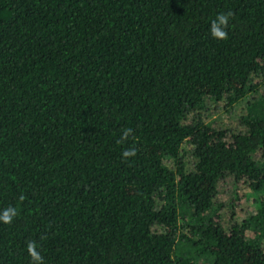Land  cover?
I'll list each match as a JSON object with an SVG mask.
<instances>
[{
	"label": "trees",
	"instance_id": "obj_1",
	"mask_svg": "<svg viewBox=\"0 0 264 264\" xmlns=\"http://www.w3.org/2000/svg\"><path fill=\"white\" fill-rule=\"evenodd\" d=\"M261 86L264 0H0V264H264Z\"/></svg>",
	"mask_w": 264,
	"mask_h": 264
},
{
	"label": "rangeland",
	"instance_id": "obj_2",
	"mask_svg": "<svg viewBox=\"0 0 264 264\" xmlns=\"http://www.w3.org/2000/svg\"><path fill=\"white\" fill-rule=\"evenodd\" d=\"M257 95H260L261 97L264 96V86H261L258 92L253 93L252 97L255 98ZM259 96V97H260ZM249 100L252 99L251 95L248 96ZM248 100H243L240 103L234 105L232 108L227 107L224 108L221 107L218 104H215L211 102L210 100L206 99L205 103L206 106L209 108L208 113H210V120H213V127L220 128V127H226L228 129L234 130L237 126V123L239 122V119L241 116L245 115L247 113V105ZM230 108V109H229ZM232 178L228 177L229 184H223L219 194L217 195V198L219 201L223 204L222 210H228L231 206L229 205V202L232 201V204L234 205V209L243 214L244 209L251 211L253 209L252 205L249 203V197L248 196H241L244 192L243 189L237 188L236 192H232ZM233 198V199H232ZM243 210V211H242Z\"/></svg>",
	"mask_w": 264,
	"mask_h": 264
},
{
	"label": "clouds",
	"instance_id": "obj_3",
	"mask_svg": "<svg viewBox=\"0 0 264 264\" xmlns=\"http://www.w3.org/2000/svg\"><path fill=\"white\" fill-rule=\"evenodd\" d=\"M233 13H220L217 14L216 18L210 22V35L218 40H225L228 38V32L226 29L229 26L230 18ZM133 134V129L126 128L123 130L121 139L118 143L125 142L131 135ZM137 154V150L135 147H129L124 150L122 156L125 160L130 157H134ZM23 198V197H21ZM18 215L16 208L9 206L2 211H0V222L5 224H10L13 221V218ZM27 251L31 259V264H44L43 256L41 252L38 250L36 241H29L27 243Z\"/></svg>",
	"mask_w": 264,
	"mask_h": 264
}]
</instances>
